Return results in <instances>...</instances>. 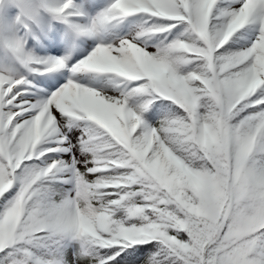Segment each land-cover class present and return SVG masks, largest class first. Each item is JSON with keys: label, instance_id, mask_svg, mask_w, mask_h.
Returning <instances> with one entry per match:
<instances>
[{"label": "snow or ice", "instance_id": "6c2138e0", "mask_svg": "<svg viewBox=\"0 0 264 264\" xmlns=\"http://www.w3.org/2000/svg\"><path fill=\"white\" fill-rule=\"evenodd\" d=\"M0 264H264V0H0Z\"/></svg>", "mask_w": 264, "mask_h": 264}]
</instances>
